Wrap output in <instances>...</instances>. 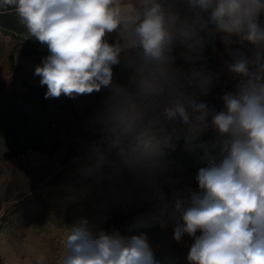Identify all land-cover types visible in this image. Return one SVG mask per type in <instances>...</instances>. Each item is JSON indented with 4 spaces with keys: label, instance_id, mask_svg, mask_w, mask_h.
Here are the masks:
<instances>
[{
    "label": "clouds",
    "instance_id": "1",
    "mask_svg": "<svg viewBox=\"0 0 264 264\" xmlns=\"http://www.w3.org/2000/svg\"><path fill=\"white\" fill-rule=\"evenodd\" d=\"M9 7L28 36L47 47L34 71L46 97L113 88L97 123L130 172L155 181L166 170L151 134L161 117L179 119L192 132L209 126L217 132L222 156L198 170L199 191L175 199L172 211L182 223L173 238H194L189 264H264V0H0V8ZM210 25L223 34L226 68L239 78L235 91L221 97V111L198 98L219 78L205 67L199 35ZM237 42H249L250 55L233 49ZM178 57L190 67L178 66ZM121 64L130 87L113 84ZM92 155L99 181L100 144ZM11 203L0 201V217ZM63 247L59 264H162L146 233L125 235L87 216L68 227ZM32 264L47 258L36 255Z\"/></svg>",
    "mask_w": 264,
    "mask_h": 264
},
{
    "label": "rangeland",
    "instance_id": "2",
    "mask_svg": "<svg viewBox=\"0 0 264 264\" xmlns=\"http://www.w3.org/2000/svg\"><path fill=\"white\" fill-rule=\"evenodd\" d=\"M120 71L118 68L114 72L129 75L126 70ZM5 98H0V201L12 203L0 217V264H32L39 254L46 256L47 264H59L68 227L81 216L106 229L117 228L125 235L146 233L162 264H189L187 254L193 237L185 233L180 241L173 238L179 216L173 213L172 205L176 198L188 195V187L199 191L194 175L197 169L167 160L166 170L158 172L153 181L130 172L122 162H113L99 181L94 179L96 173H82L70 177L68 183H49L44 181L48 173L41 170L39 181L23 186L15 172H7L5 177L2 169L10 160L28 158V152L32 153L35 147H47L42 136L48 140L47 134L53 135L54 131L48 130L38 108ZM50 112L56 123L59 113L55 108ZM67 121L63 118L62 124ZM26 144L35 147L16 159L6 157ZM58 174L52 173L50 178ZM57 185L63 191H53Z\"/></svg>",
    "mask_w": 264,
    "mask_h": 264
},
{
    "label": "crops",
    "instance_id": "3",
    "mask_svg": "<svg viewBox=\"0 0 264 264\" xmlns=\"http://www.w3.org/2000/svg\"><path fill=\"white\" fill-rule=\"evenodd\" d=\"M11 12L16 11L14 10ZM0 14V91L12 95H22L28 90L30 84L41 85V78L34 75V71L35 67L41 63L42 57L48 54L47 52L41 51L47 47L41 45L40 42H36L35 38H30L26 27L24 29L25 31L22 29L19 31L17 29L12 30L6 28L3 25L4 23H2L6 21V16L4 15L6 13ZM16 15L17 13H12V16ZM261 19L262 22H264V16H262ZM222 35L223 34L220 33V40ZM107 38L109 42L112 43L115 42L116 35L113 33ZM233 39L237 38L234 37ZM246 43L247 42H237L232 45V48L243 52L242 47ZM220 49L221 52L217 61L210 70L217 73L219 78L213 80L208 92L221 100V110H224V103L221 97L227 92L235 91V85L239 78L233 77L226 68V63L231 61L222 41ZM176 63L181 67L185 64L184 60L180 57H178ZM117 67L121 71H125L122 64L117 65ZM113 84L130 87L128 76H125L123 73L118 75L114 71ZM108 88L112 87H102L98 92L94 91L91 94H81L71 97L79 113L78 119L71 117L69 114L58 108V104L64 102L69 96L62 94L58 98L47 97L53 103L50 110L53 111V108H55L59 113L60 119L56 120V123L62 124L63 118L68 120L60 135L62 141L61 147L53 153L33 149L32 153L28 152L30 156L24 160H19L17 162L10 160L4 166L5 168L2 169L4 176L8 177V175H6L7 172L11 174L12 172H15L17 177L22 179L20 184L26 186L29 183H32V181H39V171L42 170L48 173V177L44 180L45 182L48 181L49 183L56 182L63 184L66 181L67 175L73 173L77 168H83L93 163L94 157L92 155V148L96 144L102 145L105 140V134L97 123V117L104 109L107 100L100 99L98 93ZM165 123L185 125L179 119L166 121L163 117H161L160 121L154 125ZM209 128L217 133L210 126ZM13 158L16 159V157ZM164 158L166 161L168 160L165 156ZM120 162H122V160ZM112 163L113 162L108 163L105 157L103 173L107 172L108 165ZM71 167H74L75 169L69 173L67 168ZM198 170L199 169L195 171L194 175H197ZM52 173L59 174L54 179H51L50 175ZM189 190H191L190 187L187 188V193Z\"/></svg>",
    "mask_w": 264,
    "mask_h": 264
},
{
    "label": "trees",
    "instance_id": "4",
    "mask_svg": "<svg viewBox=\"0 0 264 264\" xmlns=\"http://www.w3.org/2000/svg\"><path fill=\"white\" fill-rule=\"evenodd\" d=\"M11 11H14V8H0V13H6L4 14L6 16V21L2 22L4 23L3 25L6 28L12 30H24L25 26L20 22L19 17L17 15L12 16V13L16 14V12ZM199 35L203 38L204 42L203 55L205 58V67L208 70H211L221 52L220 33H215L212 29V26L210 25L208 29L200 30ZM41 51L48 53L47 48H44ZM199 63L200 62H198V64ZM183 67L187 69L190 67V65L185 63ZM113 71H118V68H114ZM46 89V85L30 84L28 90L22 95H12L4 91H0V98L6 97L5 99L10 101L19 100L22 103L38 108L42 119L48 123V130L51 131L50 129H52L54 131L53 135L49 136L47 134L48 140L42 136V140L48 143L47 147H35L33 144H26L22 148L18 149L17 152L11 154L10 156H6L7 158L16 157L27 152L33 147L42 152L48 153H53L61 147L62 141L60 139V135L64 125L57 124L52 121L50 107L53 105V103L45 96ZM112 92V88L105 89L98 93V97L108 101L112 95ZM198 98L206 102L209 107L213 108L214 110L221 111V100L215 97L212 93L208 92L207 95H200ZM58 108L75 119H78L79 117L78 110L71 97L66 98L64 102L58 104ZM151 134L153 135L157 146L168 160H171L190 170L206 167L213 161H219L222 156V142L218 137V134L210 128L203 132H192L185 125L165 123L153 125L151 127ZM101 146L108 163L120 162L122 160L117 154V150L111 147L106 138ZM93 163L83 168H77L71 174V176L66 178L65 183H68L69 180H71L70 177H74L82 173L89 175L95 173L91 170V165ZM53 191H63V187L57 185ZM171 197L172 195L167 199H170Z\"/></svg>",
    "mask_w": 264,
    "mask_h": 264
},
{
    "label": "built area",
    "instance_id": "5",
    "mask_svg": "<svg viewBox=\"0 0 264 264\" xmlns=\"http://www.w3.org/2000/svg\"><path fill=\"white\" fill-rule=\"evenodd\" d=\"M252 47L253 46L249 42H247L245 45H243L242 50L246 55H250V49Z\"/></svg>",
    "mask_w": 264,
    "mask_h": 264
}]
</instances>
